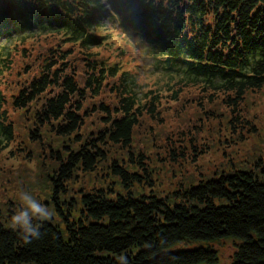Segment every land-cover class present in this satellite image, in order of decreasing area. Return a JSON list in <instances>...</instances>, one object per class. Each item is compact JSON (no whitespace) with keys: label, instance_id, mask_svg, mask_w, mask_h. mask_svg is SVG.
Listing matches in <instances>:
<instances>
[{"label":"trees","instance_id":"obj_1","mask_svg":"<svg viewBox=\"0 0 264 264\" xmlns=\"http://www.w3.org/2000/svg\"><path fill=\"white\" fill-rule=\"evenodd\" d=\"M91 1L0 0V16L8 14V24L16 16L10 13H18L27 25L28 13L38 16L47 8L72 11ZM138 1L151 27L148 37L168 45L171 62L187 63V79L171 74L166 76L169 81L205 83L213 92L234 93L229 95V105L239 102L248 89L264 85V0ZM50 24L53 30L42 33H66L65 23L56 15ZM38 31L13 38L11 43L20 38L26 46L14 52L23 62L7 67L1 84L20 82L12 90L11 106L27 112L32 108L33 141L41 140L40 130L45 127L63 137L61 150L52 151L58 164L53 171L52 200L66 231L52 220H33L34 228L39 225V238L25 242L21 231L0 217V264H222L218 251L208 243L224 238L238 241L231 261L225 264H264V162L254 170L222 172L171 196L136 195L134 183L152 184V180L143 153L133 158L129 150L131 162L143 174L113 160L110 169L127 191L114 196L109 193L114 190L104 188L83 193L80 215H73L76 200H60V194L67 192L66 182L78 169L93 171L108 161L107 146L131 147L142 118H155L159 111L156 97L140 100L128 78H120L116 85L114 67L109 72L100 69L94 35L71 40L73 46L65 47L69 38L56 42L49 35L31 41ZM35 45L39 48L34 49ZM90 60H94L92 70ZM84 65L88 71L81 70ZM246 66L249 70H244ZM217 76L222 81L213 84ZM108 79L115 84L118 100L112 108L93 107V112L104 114V128L83 135L80 130L89 113L81 117L80 112L89 94L98 95ZM4 100L0 90V153L15 139ZM185 242L206 245L180 247Z\"/></svg>","mask_w":264,"mask_h":264},{"label":"rangeland","instance_id":"obj_2","mask_svg":"<svg viewBox=\"0 0 264 264\" xmlns=\"http://www.w3.org/2000/svg\"><path fill=\"white\" fill-rule=\"evenodd\" d=\"M104 2L111 7V0ZM138 11L137 8L135 23L128 24L120 35L114 30L112 23L116 16L122 17L125 14L123 12L106 15L100 28L103 33L110 35V39H114V45L126 53V58L120 59L119 65L127 66L133 58L140 61V77L136 80L130 70H126L124 66L120 69L128 73L130 82H138L133 88L139 92L140 100L156 97L155 108L159 115L152 119L148 116L142 118L135 128L131 147L123 149L116 145L107 146L108 161H102L93 171L78 169L66 182L67 192L60 194V200H76V208L73 209L75 217L80 215V198L83 193L104 188L114 190L109 192L114 196L117 192L127 191L120 178L110 169L113 160L130 171L143 174L139 165L131 162L129 150L134 153L133 158L138 153H143L146 157L145 167L152 180V184L134 183L132 189L136 195L155 193L171 196L177 190L198 184L201 180L222 172L254 170L264 162V85L248 89L239 102L229 105L232 102L229 95L233 97L234 93L213 92L205 83L169 81L167 75H185L186 69L184 65L177 63L157 66V48L148 40L138 19L142 17V13L139 14ZM131 13L128 12L127 17ZM209 19L214 20L213 16ZM16 30L17 33L24 31L23 27L21 31L19 28ZM8 42V37L0 38V51H4ZM37 48L39 46L35 45L34 49ZM128 57L130 58L127 59ZM251 65L252 61L248 67ZM248 67L244 70H249ZM138 68H135L137 75ZM108 81L98 95L89 94L85 108L80 112L81 117L89 113L80 130L83 135L104 128L105 123L101 118L104 114L93 112L92 108L100 104L112 108L118 100L115 84L112 80ZM220 81L222 78L217 77L213 83ZM17 86L13 84L4 91L3 107L7 109L9 120L13 124L15 139L0 153V217L10 223L15 212L23 210L20 197L21 194H26L46 206L53 213L51 220L66 231V223L59 216L52 200L53 171L58 165L53 152L61 150L63 137L45 127L40 130L41 140H32L30 131L35 126L32 122V108L27 112L25 109L14 110L11 106L14 101L11 97L12 90ZM73 146L79 148L80 144L74 142ZM237 243L233 238H224L208 244L218 251L221 263L225 264L231 261ZM201 244L206 245L203 242H185L180 247H196Z\"/></svg>","mask_w":264,"mask_h":264},{"label":"clouds","instance_id":"obj_3","mask_svg":"<svg viewBox=\"0 0 264 264\" xmlns=\"http://www.w3.org/2000/svg\"><path fill=\"white\" fill-rule=\"evenodd\" d=\"M20 200L23 204V210H17L11 218L14 228H18L22 233L25 242L31 239L39 238V225L33 227V220H51L53 213L48 208L29 195L21 194Z\"/></svg>","mask_w":264,"mask_h":264}]
</instances>
